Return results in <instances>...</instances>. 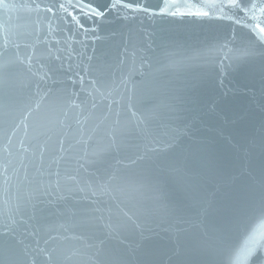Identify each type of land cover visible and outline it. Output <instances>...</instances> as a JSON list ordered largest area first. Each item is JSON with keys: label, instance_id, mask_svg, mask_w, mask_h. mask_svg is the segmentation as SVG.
I'll return each mask as SVG.
<instances>
[{"label": "water", "instance_id": "water-1", "mask_svg": "<svg viewBox=\"0 0 264 264\" xmlns=\"http://www.w3.org/2000/svg\"><path fill=\"white\" fill-rule=\"evenodd\" d=\"M227 2L0 0V264H264V38Z\"/></svg>", "mask_w": 264, "mask_h": 264}, {"label": "snow or ice", "instance_id": "snow-or-ice-1", "mask_svg": "<svg viewBox=\"0 0 264 264\" xmlns=\"http://www.w3.org/2000/svg\"><path fill=\"white\" fill-rule=\"evenodd\" d=\"M144 4H145V0H111V9H121L125 12H130L131 14H135L138 12L148 13L149 9L147 7H145ZM3 7H6V4L0 3V8H3ZM69 7L73 8L74 11L68 12ZM215 7H217L221 13H223L225 8L241 9V0H229V2L221 3L219 5H215ZM59 8L62 9L65 13H67L68 16L72 19L73 23L77 24L80 28H83V25H80V23H79V16L80 15L89 16V18H91V16L99 17V16H103L105 14V12L101 11L99 8L93 7L90 3V0H87V2H85V0H76L75 4L69 3L67 7L65 6V4H60ZM242 10L245 11L246 13L251 14L250 18L254 21V23L252 24V31L257 32V30H258V34L261 35V38H264V27L261 26L262 24H264V19H261V17H264V0H258V2H255V3L253 2V0H246L245 7ZM257 10H259V12H260V17H258L256 14ZM47 11L52 12V9L49 8V9H47ZM170 14L175 16L178 14V12L173 11ZM195 15L196 16L209 17L210 11L196 12ZM220 18H228V17L222 16ZM236 22L239 23L240 21H236ZM8 43H9V40H8L7 36H5L3 38V44L0 45V80L3 79V77L6 75V73L8 72V69H9V64L4 59V53L7 51ZM15 47L19 48V45L17 44V45H15ZM225 59H229V57L226 56ZM28 60L30 62L31 57H28ZM45 76H46V73L43 75H39V79L42 81L45 78ZM81 80H83V78H81ZM100 83H101V86H104L103 81H101ZM121 83H124V81L122 80ZM96 84H97L96 80H93L91 82L92 91L95 92L96 95H93L91 92L89 93V96L91 98V106L93 108L96 107L95 101L97 99V95L100 96L102 99L106 98L104 96V94L100 91V88L96 87ZM36 95L40 96L41 99H43V95L40 92L39 84L37 85ZM88 102L89 101H83L82 100L81 104H87ZM81 104H77L75 102V100H72L70 103V107H73L75 109H81ZM2 107H3V104H2V102H0V108H2ZM37 107H39V105H37ZM109 109H111V105H109ZM132 116L135 117V113H132ZM76 124L82 126L81 119L77 118ZM82 142L84 144H87V140H82ZM21 146L23 147V141L21 142ZM6 151H7V148L0 149V153L6 152ZM85 154H87V153H85ZM80 167L83 168L84 165L81 164ZM9 168H10V163L7 162L6 160H4L2 155H0V194H4L6 196L9 193V189L11 187V181H12V175L9 174ZM37 171L39 172V169H37ZM12 174L16 175L18 177V170L12 169ZM49 175L50 176L56 175L57 177H59V172L49 173ZM69 179L76 181L75 176H70ZM53 186H54L53 182L49 181V183L47 184L46 187L51 188ZM55 186L59 187V179H57V181L55 182ZM86 187H87L88 191H90L93 195H96V193L98 191L101 193H105L107 191V184L106 183H97L95 188H93L91 185H87ZM79 190L83 191L84 189L81 188ZM8 203H9V201L6 199L4 201V204L7 205ZM17 209L19 210V205H17ZM9 218L13 219V222H14V217H9ZM65 231H68V229L66 228ZM51 239H57V238L52 237ZM64 239L74 240V239H79V237L65 236ZM253 239H254L255 244L257 246L264 247V245L260 244L259 239H256L255 237H253ZM40 251L42 253H44V255L48 261L52 260L53 257H52L51 253L45 252L44 249H40ZM254 251H255L254 248H250L248 250V255L251 256ZM73 255H75V253H73ZM64 259H65V261H71L72 255L66 256Z\"/></svg>", "mask_w": 264, "mask_h": 264}]
</instances>
